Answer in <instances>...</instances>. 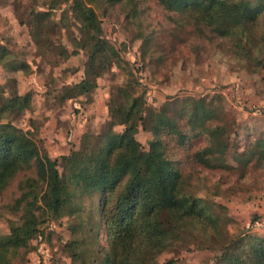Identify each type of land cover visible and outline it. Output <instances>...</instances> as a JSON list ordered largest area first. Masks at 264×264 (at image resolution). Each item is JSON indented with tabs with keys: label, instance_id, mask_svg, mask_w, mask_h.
Listing matches in <instances>:
<instances>
[{
	"label": "trees",
	"instance_id": "trees-1",
	"mask_svg": "<svg viewBox=\"0 0 264 264\" xmlns=\"http://www.w3.org/2000/svg\"><path fill=\"white\" fill-rule=\"evenodd\" d=\"M50 11L31 2L26 20L41 31L42 54L53 50L49 34L57 9L83 33L79 49L86 54L79 80L69 84L60 100L88 101L99 78L114 67L125 82L110 93L119 108L122 129L102 128L84 133L69 154L70 167L61 177L31 131L10 120L32 108L33 93L16 89V78L0 84V196L9 217L8 232L0 233V264H18L21 250L36 237L42 216L57 221L63 204L75 208L71 223L76 234L68 241L70 256L82 264H175L159 261L170 240L180 241L178 225L191 224L198 246L216 251L215 264H264V240L234 230L235 222L216 211L214 203L198 196L197 185L209 183L208 174L264 170V132L245 140L241 150L232 141L223 109L213 97L184 100L183 105L156 113L146 102V89L131 80L130 63L103 35L102 19L114 18L122 29L141 40V58L154 57L158 68L168 54L190 41L215 45L220 52L264 69V0H43ZM65 4L66 7H63ZM0 66L6 72L32 71L30 63L0 46ZM149 132L147 146L137 139ZM236 162V164H232ZM206 172L207 174H204ZM210 188V187H209ZM97 197L98 222L105 246H96L94 219L84 215V197Z\"/></svg>",
	"mask_w": 264,
	"mask_h": 264
},
{
	"label": "rangeland",
	"instance_id": "rangeland-1",
	"mask_svg": "<svg viewBox=\"0 0 264 264\" xmlns=\"http://www.w3.org/2000/svg\"><path fill=\"white\" fill-rule=\"evenodd\" d=\"M43 0H0V46L10 49L18 59L30 63L32 71L24 74L6 72L0 66V84L10 76L17 80L16 89L23 94L33 93L32 108L10 120L16 126L31 131L63 177L70 167V152L77 148L84 133L92 135L102 128L122 129L121 113L110 100V93L125 82L119 68L106 71L98 80V88L88 101L84 97L60 100L69 84L80 79L86 54L79 49L83 33L77 23L69 24L60 15L52 13L49 34L54 39L53 50L42 54L41 31L27 22L24 8L30 2L46 15ZM66 7L65 4H62ZM103 35L119 50L130 65L131 80L138 79L146 89V102L156 113L181 106L184 100L200 96L213 97L223 109L225 123L232 129V141L241 150L245 140L254 139L264 132V69L250 68L249 64L233 54L219 51L215 45H199L190 41L168 54L158 68L155 58L145 63L141 58V40H132L114 18L102 19ZM144 146L152 137L139 129L136 135ZM236 164V162H232ZM204 174H207L204 172ZM209 183L218 186H194V192L214 203L219 214L235 222L238 231L250 232L264 240V170L248 172L245 178L237 173L208 174ZM0 233L8 232L9 217L1 208ZM84 215L91 214L96 246H105V233L98 222L97 197H84ZM75 208L63 204L62 217L50 220L42 216L39 234L21 250L18 264H82L70 256L68 243L77 228L71 223ZM180 241L170 240L168 249L159 255V261L173 259L175 264H215V254L205 246H198L199 238L193 225H178Z\"/></svg>",
	"mask_w": 264,
	"mask_h": 264
}]
</instances>
